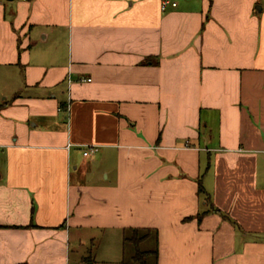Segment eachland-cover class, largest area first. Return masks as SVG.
<instances>
[{"label":"crops","instance_id":"crops-1","mask_svg":"<svg viewBox=\"0 0 264 264\" xmlns=\"http://www.w3.org/2000/svg\"><path fill=\"white\" fill-rule=\"evenodd\" d=\"M132 230L264 264V0H0V264Z\"/></svg>","mask_w":264,"mask_h":264},{"label":"rangeland","instance_id":"rangeland-1","mask_svg":"<svg viewBox=\"0 0 264 264\" xmlns=\"http://www.w3.org/2000/svg\"><path fill=\"white\" fill-rule=\"evenodd\" d=\"M131 235L132 233L123 232L119 237H116V239L112 236L107 239H100L99 236L92 239L90 236L84 239L83 249L87 254L96 257V260L100 262V264H137L131 261L134 251L136 249L139 251L154 250L155 245H151V241L139 244V246L136 247L132 244L125 243L124 239H129ZM140 235L139 233V236ZM151 260H148L149 264H152Z\"/></svg>","mask_w":264,"mask_h":264},{"label":"trees","instance_id":"trees-1","mask_svg":"<svg viewBox=\"0 0 264 264\" xmlns=\"http://www.w3.org/2000/svg\"><path fill=\"white\" fill-rule=\"evenodd\" d=\"M130 232L132 233L131 237H129V239L125 238L124 241L125 243L134 245V247L139 246V244H141L147 238L148 236L147 234L150 233V231H145L147 233H144L139 236V232H140L139 230H132ZM151 257L154 258V264H157L156 263V257H157L156 247L154 250H147L145 252L139 251L136 249L131 257V261L137 264H149L148 260Z\"/></svg>","mask_w":264,"mask_h":264},{"label":"built area","instance_id":"built-area-1","mask_svg":"<svg viewBox=\"0 0 264 264\" xmlns=\"http://www.w3.org/2000/svg\"><path fill=\"white\" fill-rule=\"evenodd\" d=\"M166 6V2H164L163 4H162V7L164 8ZM79 82H90V80L88 79V80H84V79H81ZM84 155H87V153H85Z\"/></svg>","mask_w":264,"mask_h":264}]
</instances>
